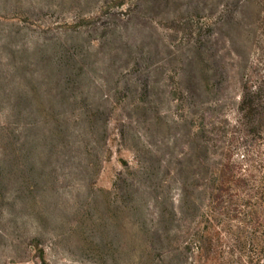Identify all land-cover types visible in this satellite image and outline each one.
I'll list each match as a JSON object with an SVG mask.
<instances>
[{
    "label": "rangeland",
    "instance_id": "obj_1",
    "mask_svg": "<svg viewBox=\"0 0 264 264\" xmlns=\"http://www.w3.org/2000/svg\"><path fill=\"white\" fill-rule=\"evenodd\" d=\"M120 1L0 0V264H164L147 248L149 197H143L145 222L130 195L115 198L110 190L120 159L132 165L139 141H163L175 198L170 158L183 159L190 181L195 172L186 160L192 149L180 137L184 127L169 120L176 112L160 93L168 59L181 51L182 35L171 27L186 13L213 6L244 17L230 23L227 36L215 31L211 56L200 54L194 64L201 88L221 82L211 88L229 121L240 80L253 87L264 82V26L256 22L263 9L256 0L243 6L241 0ZM64 54L69 60L59 64ZM172 67L169 73H178ZM152 80L147 111L127 114L144 98L133 91ZM95 106L116 108L106 113V133L101 116L91 123L83 117ZM230 146L235 159L247 150L264 157L262 138ZM225 151L218 147L212 157L218 161ZM187 195L196 196L192 185Z\"/></svg>",
    "mask_w": 264,
    "mask_h": 264
},
{
    "label": "trees",
    "instance_id": "obj_2",
    "mask_svg": "<svg viewBox=\"0 0 264 264\" xmlns=\"http://www.w3.org/2000/svg\"><path fill=\"white\" fill-rule=\"evenodd\" d=\"M245 1L241 0V5ZM256 1L263 9L256 22L264 26V0ZM124 2L121 0L118 4ZM239 14L240 17L230 10L218 11L213 6L197 7L185 14L180 25L171 27L182 35L181 51L168 59V71L171 72L172 66L179 71L165 75L166 89H161L160 93L173 103L176 113L169 120L184 127L180 134L183 146L193 152L186 160L195 167L190 181V177L181 172L183 159L170 158L176 165V179L172 180L178 183L179 198L170 194V171L161 155L162 140L139 141L135 161L130 165L120 159L122 169L112 183L110 191L114 197L130 195L145 222L143 197H149L154 213L145 229L149 238L147 248L164 264H264V157L249 155L248 150L241 159L230 155L233 141L244 137L264 139V82L253 87L240 80L236 116L229 121L224 113L226 105L215 99L211 88L221 82L213 79L210 86L207 81V88H201L194 72L198 55L204 54L205 59L211 56L209 44L214 32L227 36V30L233 31L230 23L238 24L244 18L241 11ZM260 34L264 36V30ZM229 37L227 40L232 42ZM69 57L60 56L59 64L67 62ZM153 82L145 81L139 85L140 90L133 91V95L144 98L142 105L125 109L127 114L137 109L147 111L148 106L144 104L153 94ZM75 98L72 95V99ZM113 110L89 107L83 117L91 123L101 116L102 130L106 133L109 121L106 113ZM123 127L120 124L116 128L120 136L125 132ZM218 147L226 151L220 153L217 161L212 155ZM190 183L196 190L194 199L187 195ZM39 252L43 256L42 248Z\"/></svg>",
    "mask_w": 264,
    "mask_h": 264
}]
</instances>
